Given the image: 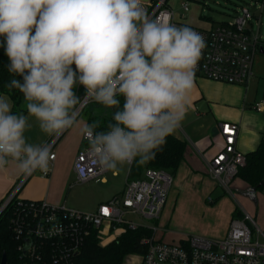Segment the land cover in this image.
Segmentation results:
<instances>
[{
	"label": "clouds",
	"instance_id": "obj_1",
	"mask_svg": "<svg viewBox=\"0 0 264 264\" xmlns=\"http://www.w3.org/2000/svg\"><path fill=\"white\" fill-rule=\"evenodd\" d=\"M0 36L9 72L23 77L7 87L23 93L28 114H12L0 97V168L11 158L26 174L47 171L50 160L47 145L26 142L28 116L49 135L71 128L77 82L106 108L125 98L107 131L82 130L99 166L154 160L191 106L206 47L188 26L148 19L143 0H0Z\"/></svg>",
	"mask_w": 264,
	"mask_h": 264
},
{
	"label": "built area",
	"instance_id": "obj_2",
	"mask_svg": "<svg viewBox=\"0 0 264 264\" xmlns=\"http://www.w3.org/2000/svg\"><path fill=\"white\" fill-rule=\"evenodd\" d=\"M260 2L261 12L264 0ZM143 7L150 20L159 17L165 23L186 26L175 20L167 0H143ZM181 8L187 12L188 3L182 2ZM184 18L181 15V20ZM251 18L249 9L241 7L233 21L220 22L209 29L188 26L206 41L196 76L233 85H243L248 81L252 76L255 54L261 49L264 52V38L258 32H252ZM79 90L84 94L72 109L76 117L84 106L95 101L78 83L76 95ZM252 108L262 112L264 103H255ZM219 129L223 147L206 161V172L217 185L229 191L237 170L245 163V155L235 148L237 124L220 123ZM62 133L52 134L41 146L47 145L50 149L47 171L38 169L41 177L50 173L54 159L52 148ZM131 164H127L128 168ZM72 170L77 182H86L107 171L93 157L89 140L83 133ZM33 172L24 173L0 204L2 211L12 203L11 229L18 240L17 257L6 261V264H77L76 256L91 231L96 232L98 244L105 246L127 229L141 226L125 219V215L132 213L146 219H157L172 183V176L167 171L147 168L143 171L145 179L125 180L120 194L100 203L92 213H81L66 209L64 205L19 198L18 189ZM207 201L211 202V199ZM248 223L253 225V231ZM150 229L152 234L143 240L144 252L127 255L123 259L127 264H264V230L256 226L245 211L240 212L239 218L230 220L222 238L185 236L176 242H166L156 236V228Z\"/></svg>",
	"mask_w": 264,
	"mask_h": 264
},
{
	"label": "rangeland",
	"instance_id": "obj_3",
	"mask_svg": "<svg viewBox=\"0 0 264 264\" xmlns=\"http://www.w3.org/2000/svg\"><path fill=\"white\" fill-rule=\"evenodd\" d=\"M182 2L188 3L187 12L181 8ZM260 3V0L257 3L254 0H167L177 19L181 20V15L186 16L187 21L193 17L196 19L200 17V20L214 26L220 22L233 21L239 15L241 7H246L252 14V32L254 34L258 32L259 36L264 38V4L260 12ZM181 22L185 23V19ZM252 74L259 80L257 94L261 97L264 91V52L255 54ZM77 88L78 84L73 89L75 95ZM76 96L79 98L78 104L81 95ZM83 118V114L80 113L75 118L73 126L68 128L66 136L60 139L59 143L65 153L71 152V146L82 132ZM190 163L193 169L182 163L172 177L171 186L157 219H146L132 213L125 215L124 218L147 228H156V236L166 242H176L185 236L222 238L230 220L239 218L237 212L242 211H246L255 225L264 230V189L256 190L254 199H250L243 195L244 184L238 178H233L228 191L217 185L205 173V163L199 156ZM71 171L64 175L67 183L56 206L65 205L66 209L72 211L92 213L100 203L120 192L125 184L128 166L123 164L115 169H107L102 175L86 182H77L73 170ZM34 177L41 176L36 172L32 178ZM101 178H105L106 183L101 182ZM140 179H145L143 172ZM208 198L211 202L207 201ZM248 224L253 231V225ZM122 264L127 263L124 260Z\"/></svg>",
	"mask_w": 264,
	"mask_h": 264
},
{
	"label": "crops",
	"instance_id": "obj_4",
	"mask_svg": "<svg viewBox=\"0 0 264 264\" xmlns=\"http://www.w3.org/2000/svg\"><path fill=\"white\" fill-rule=\"evenodd\" d=\"M174 16L176 21H181L176 18L175 14ZM184 19L185 23L188 22V24L182 22L186 26H194L200 29H209L214 26L200 20V17L199 19L193 17L187 21V17L185 16ZM72 68L75 70L74 64ZM258 86L259 80L253 74L243 85L216 82L195 75L194 88L191 92V106L181 125L172 133L186 142L183 164L189 165L193 169L190 162L196 160L197 156H199L206 166V161L223 147V139L219 133L220 123L229 122L237 124L236 150L246 154L256 148L259 140L264 137V111L257 112L252 108L255 103H264V91L263 95L259 97L257 94ZM0 97L5 98L12 107L8 96L0 94ZM26 104L27 101L22 94L20 103L22 111H17L16 114L23 113L27 116ZM83 117L81 122L82 130L83 126L88 125L84 115ZM28 125L29 127L26 129L24 135L26 142L29 144L42 146L52 136L40 129L39 122L35 117L28 116ZM67 131L68 129L62 133L52 148L54 159L47 179L46 177L32 178L34 173H39L38 169H36L18 189L17 196L19 198L43 200L50 205L58 204L61 193L67 183L64 175L66 172H72V163L80 148L83 133V131L80 132L78 139L74 141L70 149L71 152L65 153L59 142L67 134ZM177 131L180 132L179 135L176 134L178 133ZM205 173L207 174V172ZM22 175L24 173L19 170L18 162L8 158V163L3 168H0V203L10 190L16 186ZM100 181L106 183L105 178H101ZM246 188L247 186L244 184V189ZM122 189L118 194L121 193ZM118 194H114L113 196Z\"/></svg>",
	"mask_w": 264,
	"mask_h": 264
},
{
	"label": "trees",
	"instance_id": "obj_5",
	"mask_svg": "<svg viewBox=\"0 0 264 264\" xmlns=\"http://www.w3.org/2000/svg\"><path fill=\"white\" fill-rule=\"evenodd\" d=\"M5 47V38L0 36V94L9 97L12 104V114H16L17 111H22L20 103L23 93L19 89H9L7 85L12 79H17L23 83V77L9 72L10 61L5 53ZM79 94L82 97L84 91L79 90ZM116 98L120 102L118 107L106 108L102 104L92 101L82 108L81 113L85 116L86 123L97 125L95 131H106L109 124L115 123L114 113L118 110L122 111L125 102L122 95L118 94ZM166 139V144L156 153L154 160L143 165L136 162L130 165L126 180L140 178L141 173L147 168L165 170L172 177L176 174L179 166L184 161L186 142L173 134ZM244 155L245 163L237 170L234 178L241 180L247 187L260 189L262 184L264 185V137L259 140L254 150ZM12 206V203H10L0 212V259L2 253H5L7 262L17 257L18 246V240L11 229ZM237 214L240 216V212H237ZM151 234L150 228L139 226L133 230L127 229L111 243L100 246L96 232L91 231L80 247L76 262L77 264H122L127 255L142 254L144 252L143 240L150 237Z\"/></svg>",
	"mask_w": 264,
	"mask_h": 264
},
{
	"label": "water",
	"instance_id": "obj_6",
	"mask_svg": "<svg viewBox=\"0 0 264 264\" xmlns=\"http://www.w3.org/2000/svg\"><path fill=\"white\" fill-rule=\"evenodd\" d=\"M259 53H263L262 49L259 51ZM255 191H256V187H247L246 189H244L243 195L245 197L250 198V199H254ZM0 212H1V209H0ZM0 264H6V255H5V253H2V256H1V259H0Z\"/></svg>",
	"mask_w": 264,
	"mask_h": 264
},
{
	"label": "flooded vegetation",
	"instance_id": "obj_7",
	"mask_svg": "<svg viewBox=\"0 0 264 264\" xmlns=\"http://www.w3.org/2000/svg\"><path fill=\"white\" fill-rule=\"evenodd\" d=\"M260 189H264V185H262ZM256 190H258V189H256Z\"/></svg>",
	"mask_w": 264,
	"mask_h": 264
}]
</instances>
